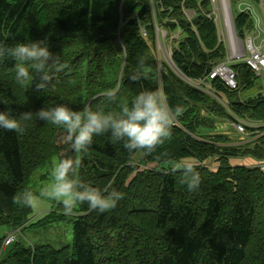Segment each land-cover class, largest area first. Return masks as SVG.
<instances>
[{"label":"trees","instance_id":"16d2710c","mask_svg":"<svg viewBox=\"0 0 264 264\" xmlns=\"http://www.w3.org/2000/svg\"><path fill=\"white\" fill-rule=\"evenodd\" d=\"M207 4V0H0L3 49L40 41L66 65L41 92L35 87L38 74L30 85L21 86L13 79L15 60L0 56V110L10 109L19 117L63 103L75 110L119 113L122 104L130 105L138 92L148 89L161 92L174 112L171 137L138 161L109 134L94 137L88 150L78 153L64 141V130L50 122L32 120L22 134L0 130V225L17 229L24 224L45 231L66 220L65 214L48 211L30 222L32 206L14 203L24 191L39 195L46 187L40 188L39 182L46 178L43 171L53 157L78 161L74 174L78 180L98 190L123 193L116 207L104 213L76 205L71 246L56 247L40 239L30 245L17 239L3 247L0 236V264H264V169L232 161L248 156L263 161L264 134L240 145L223 133L208 140L212 136L207 130L234 116L263 124L262 85L244 63H235L240 89L219 87L229 101V113L163 59L158 65L152 48L155 17L166 34H176L171 58L184 76H206L225 55L215 26L203 11ZM190 9L196 13L187 20L183 11ZM249 22L246 14L235 17L237 29H245ZM133 75L138 79H131ZM244 91L254 94L241 95ZM108 92L114 93V100L107 99ZM245 128L264 130V125ZM184 159H194L189 164L201 176L199 190L192 193L181 183L182 170L173 168L186 164ZM206 160H213L216 167ZM150 162L155 166L140 169Z\"/></svg>","mask_w":264,"mask_h":264},{"label":"clouds","instance_id":"9594fccd","mask_svg":"<svg viewBox=\"0 0 264 264\" xmlns=\"http://www.w3.org/2000/svg\"><path fill=\"white\" fill-rule=\"evenodd\" d=\"M250 11L257 31H264V15ZM0 49V56L7 54L15 60L14 82L21 86L30 85L38 74L40 82L35 87L41 92L47 90L55 73L66 67L60 56L51 53L40 41L17 42L7 49L0 45ZM131 79L138 77L133 75ZM106 97L109 101L115 99L112 92L106 93ZM173 118L174 112L162 93L145 89L134 96L130 105L122 104L119 113L105 112L103 109L93 111L89 107L75 110L63 103L44 106L35 112L26 111L19 117L13 115L10 109L0 110V130L22 134L32 120L50 122L64 130V141L74 152H86L93 144L94 137L109 134L112 142H121L130 155L138 157L153 152L171 137ZM78 164L74 159H58L51 169L52 182L42 188L39 195L59 201L66 214L71 213L78 204H87L90 210L100 213L114 209L123 198V193L98 190L78 180L74 175ZM173 168L182 170L181 183L188 192L199 190L201 176L192 164L176 163ZM14 203L31 206L34 194L24 191L14 197Z\"/></svg>","mask_w":264,"mask_h":264},{"label":"rangeland","instance_id":"374dc122","mask_svg":"<svg viewBox=\"0 0 264 264\" xmlns=\"http://www.w3.org/2000/svg\"><path fill=\"white\" fill-rule=\"evenodd\" d=\"M246 2L243 1V3L240 5V7H245ZM255 5L258 7H264V0H255ZM238 10V1L233 2L232 4V11L235 13ZM261 15H264L259 11ZM251 34H255L256 30L251 29L250 30ZM175 34H172L171 37H174ZM170 40L168 37H166L165 41L163 40V44L158 43L157 48H154V52L158 54V51L162 52L165 57L168 56L167 49L170 47ZM243 44L240 41V45ZM153 48V47H152ZM262 80L264 83V71L261 72L259 79ZM255 123L254 121H252ZM224 125H219L218 123L216 124V127L208 129L209 133H222L225 132L224 135H226L228 138L231 139L233 143H239L240 145L245 144L244 141H246L247 137L244 136L243 134L237 133L235 129L232 128L227 122H223ZM212 136V135H211ZM213 137V136H212ZM241 142V143H240ZM139 159H142V156L135 157V160L138 161ZM48 163L47 168L43 171V173L46 174V178H42L41 182V187H44L45 185L48 186L52 182V176H51V169L55 165V163L58 161L57 157H53ZM184 163L189 164L193 161L194 159H184ZM233 161V160H232ZM207 162V160H206ZM209 166L216 167L217 163H214L213 160H209L208 162ZM206 163V164H207ZM237 164V163H233ZM244 165V164H243ZM155 163L150 162L147 165H142L140 169H147L148 167H154ZM245 166H250V165H245ZM212 167V168H213ZM34 186V183L31 184ZM35 187H33V190L35 192ZM32 206V214L30 215V222L36 221L38 218L46 214L48 211H55L57 213H63L66 215V220L57 224H53L51 227H48L45 231L43 229H30V228H25L23 225L16 230L18 231L17 233V239L21 240L25 244H30L36 242V240L40 239L42 242L50 243L56 247L60 246L61 244H66L71 246V241H72V222L71 219H74V210L71 213L66 214L62 204L59 201L52 200V199H47V198H42L41 196L34 194V203L31 205ZM14 229V228H13ZM20 229V230H19ZM9 227L5 225H0V236H4L7 234Z\"/></svg>","mask_w":264,"mask_h":264},{"label":"built area","instance_id":"2783aa9c","mask_svg":"<svg viewBox=\"0 0 264 264\" xmlns=\"http://www.w3.org/2000/svg\"><path fill=\"white\" fill-rule=\"evenodd\" d=\"M207 15L208 17H210L209 14ZM228 44H229V48L231 49V44L229 41ZM261 46L264 47V43ZM246 47L248 48L249 52H251V55L246 58L247 64L251 68H253L256 72H259L261 68H264V51L251 50L252 45L250 40L246 41ZM242 54H243V48H241V46L237 44L235 50H233V57L239 58L242 56ZM216 77L220 79L221 83H223L224 85H226L231 89L237 87L235 71L225 62L217 63L210 71L208 79H213ZM201 83H205L204 79L198 80V84ZM206 87L208 90L211 89V85L209 84H206ZM212 96L221 103H224L226 101L218 92L212 93ZM239 128L241 129L240 126ZM14 240H15V234L13 232H10L6 236L3 245H7Z\"/></svg>","mask_w":264,"mask_h":264},{"label":"crops","instance_id":"0c3cea01","mask_svg":"<svg viewBox=\"0 0 264 264\" xmlns=\"http://www.w3.org/2000/svg\"><path fill=\"white\" fill-rule=\"evenodd\" d=\"M259 79V78H258ZM257 79V83L258 82H260V84H261V79L260 80H258ZM258 88H260V86L259 87H255V89H258ZM248 93H250V95H253L254 93H252L251 91H247V92H243V95H245V94H248ZM252 125H257V123H252ZM202 130H203V128H202ZM257 138V135H247V139H246V141H244V143L245 144H249V143H251L253 140H255ZM241 143V142H240ZM233 162L234 163H240V164H244V165H256L257 163H259L260 161H258V160H256V159H254V158H251V157H243V158H233ZM261 167H263L264 168V165H262Z\"/></svg>","mask_w":264,"mask_h":264},{"label":"water","instance_id":"95a60500","mask_svg":"<svg viewBox=\"0 0 264 264\" xmlns=\"http://www.w3.org/2000/svg\"><path fill=\"white\" fill-rule=\"evenodd\" d=\"M238 32L240 36H243L242 30H238Z\"/></svg>","mask_w":264,"mask_h":264},{"label":"bare ground","instance_id":"6f19581e","mask_svg":"<svg viewBox=\"0 0 264 264\" xmlns=\"http://www.w3.org/2000/svg\"><path fill=\"white\" fill-rule=\"evenodd\" d=\"M224 1H226V0H224Z\"/></svg>","mask_w":264,"mask_h":264}]
</instances>
